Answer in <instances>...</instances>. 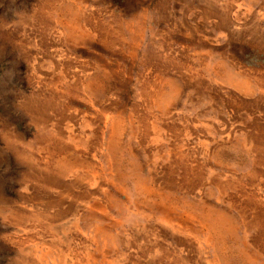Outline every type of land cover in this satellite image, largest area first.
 Masks as SVG:
<instances>
[{"label":"rangeland","instance_id":"rangeland-1","mask_svg":"<svg viewBox=\"0 0 264 264\" xmlns=\"http://www.w3.org/2000/svg\"><path fill=\"white\" fill-rule=\"evenodd\" d=\"M0 264H264V0H0Z\"/></svg>","mask_w":264,"mask_h":264}]
</instances>
